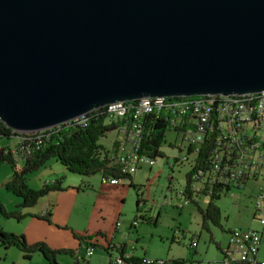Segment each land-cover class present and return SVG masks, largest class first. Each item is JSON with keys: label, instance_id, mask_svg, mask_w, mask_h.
<instances>
[{"label": "water", "instance_id": "95a60500", "mask_svg": "<svg viewBox=\"0 0 264 264\" xmlns=\"http://www.w3.org/2000/svg\"><path fill=\"white\" fill-rule=\"evenodd\" d=\"M264 90V0H0V119L40 130L107 102Z\"/></svg>", "mask_w": 264, "mask_h": 264}, {"label": "built area", "instance_id": "2783aa9c", "mask_svg": "<svg viewBox=\"0 0 264 264\" xmlns=\"http://www.w3.org/2000/svg\"><path fill=\"white\" fill-rule=\"evenodd\" d=\"M242 96V103H232L226 100L209 99L199 103H171L153 101L135 108H120L106 110V118L121 119V128L118 129L121 138L108 153L112 164L121 166L123 172L133 173L139 170L141 164L153 163L154 158L139 154L141 139L145 133V123L150 119H143V112H151V119L155 118L156 107H169L166 132L179 135L180 143L172 168L181 163H187L188 171L196 163V156L201 145L208 142L206 157L202 166L192 171V188L207 195L212 187L218 185H241L249 180H264V97H257L251 101L244 100V92L237 93ZM176 107L195 108V115L176 114ZM197 107L215 108V115L197 114ZM134 114L142 115L141 123L132 122ZM237 116H245L244 123H236ZM252 118H260L259 125H251ZM0 122H3L0 119ZM173 122H181V129H173ZM45 129V128H44ZM43 130V129H40ZM39 130L19 132L17 140L23 141L22 149H17V159L22 158L31 150L40 146L28 145V138H41ZM33 132V133H30ZM32 134V135H31ZM116 141V140H115ZM112 183L119 178L104 177ZM52 180H45L47 185ZM182 196V188L178 190ZM261 200L255 201L256 212L264 214V195ZM185 200V199H184ZM186 201V200H185ZM46 210L43 209V213ZM132 219L131 224H137L138 219ZM264 223V216L259 217ZM262 233L254 227L242 228L234 226L229 228V241L224 248L223 256L219 259L203 261L200 264H264V259L258 255ZM93 241L86 239L85 251L81 254L87 257L93 252ZM191 244H195L192 240ZM128 252L111 255L110 264H123ZM80 256V255H78ZM138 264H168L165 258H152L142 255Z\"/></svg>", "mask_w": 264, "mask_h": 264}, {"label": "rangeland", "instance_id": "374dc122", "mask_svg": "<svg viewBox=\"0 0 264 264\" xmlns=\"http://www.w3.org/2000/svg\"><path fill=\"white\" fill-rule=\"evenodd\" d=\"M109 120L119 121L117 118H109ZM119 133L118 128L108 131L99 138V142L110 151L116 146L115 140L118 141L121 138ZM8 140L11 141V146L17 143L15 137L10 139L3 137L0 138V145L6 144ZM179 143V135L167 131L160 147L162 155L155 157L153 163L141 164L140 169L132 173V181L134 180L133 182L138 185L139 189L132 188L133 192L127 196L122 210V215L125 216L122 219L124 226L118 234L119 237L124 238L128 247L135 245L137 251L142 253L145 251V254L153 255L145 256L152 258L169 260L173 257H180L184 259L183 264H200L203 261L219 259L223 255V249L229 241L227 233L229 227H254L262 231L264 237V223L259 221V217L264 214L254 213L256 211L255 201L261 200L260 194L264 195V180L230 185L229 189L223 190L221 195L215 199L221 208L222 226L213 224L211 221L208 222L207 228L202 226L197 205L191 201H185L178 193V190L185 185V175L189 165L181 163L173 168L170 167L174 164L175 158L181 155L177 151ZM14 154L17 153L14 152ZM51 163L62 166L55 158H51L39 170L25 175L27 183L33 188H39L42 186L43 178L61 176L55 172V167ZM42 171L46 172L45 175H42ZM68 173L78 178L82 177L75 172L68 171ZM11 174L10 165L2 161L0 163V183ZM194 193L198 203L205 206L210 195H205L198 189H195ZM137 197L140 198L139 202L136 201ZM0 200L2 205L8 209H19L20 206L16 204L21 202L22 197L1 185ZM262 203L264 204V201ZM30 206L33 205H28ZM135 214L138 216L136 217L138 224L129 228L127 223L133 219ZM5 219L15 220L16 217L4 216L0 212V222L5 223ZM192 240L195 244H191ZM217 243L221 248L217 246ZM259 247L261 254L264 255V239ZM2 248L0 246L1 250ZM103 252V249L96 248L91 264H107ZM20 261L22 262L19 264H29V260L22 255ZM0 264H9V261H3L0 258Z\"/></svg>", "mask_w": 264, "mask_h": 264}, {"label": "trees", "instance_id": "16d2710c", "mask_svg": "<svg viewBox=\"0 0 264 264\" xmlns=\"http://www.w3.org/2000/svg\"><path fill=\"white\" fill-rule=\"evenodd\" d=\"M188 97L171 96L167 101L172 102L178 99H185ZM131 101H127L130 103ZM126 104L115 103L108 106L99 107L88 111L84 117L74 118L68 122H62L61 124L45 128L43 130L36 131L41 138L28 139V145L40 146L37 149L31 150L25 154L22 158L17 159V154H14L13 148L22 149L23 141L16 140V144L12 146L0 145V163L6 162L12 169L10 180L5 183V188L18 196L22 197L20 206L32 205L36 202L38 197L45 191L55 189V182L51 185L44 183L39 189H33L27 184L26 177L29 172H35L40 167L45 165L46 161L51 158H55L64 168L70 172L78 173V175H96L99 174L102 177H114L127 179L129 185L136 189L138 185L132 182V173L123 172L121 166L118 164H112L108 159V153L110 152L107 147L99 142V138L104 136L108 131L114 129H120L121 119L119 121H110L107 117L106 110H117L123 108ZM155 118L151 119V112L145 113L143 119H150L148 123H145V133L142 136L139 154H144L149 157L161 156L160 147L165 140L166 124L169 114V108L163 107L161 110L156 109ZM134 118V115H133ZM142 118V117H141ZM106 119H108L106 121ZM174 129H181V125H177L174 122ZM33 133V132H30ZM20 135L18 131L12 130V128L6 126L4 122H0V138L10 139ZM32 135V134H31ZM208 142L201 145L200 151L196 156V163L186 173L185 185L182 188V197L187 201H191L197 205L202 219V226H208V222L222 226L220 222L221 208L215 202V199L221 195L223 190L229 189L228 184L214 185L211 191L208 193L209 199L205 206H201L195 198L194 189L192 188V171L203 165L204 158L206 157ZM176 159V158H175ZM17 160L22 161L21 166L17 165ZM170 167H172L170 165ZM139 202V198H137ZM0 212L4 216H14L20 218L25 213L20 212L16 208L6 209L0 200ZM136 215V214H135ZM134 215V217H135ZM229 230V228H227ZM86 237V238H85ZM91 235H81L79 238L86 241ZM0 245L7 247L9 245H15L19 248L24 256H30V253L34 250L39 251L49 264H59L56 258V252H69L73 254L72 264H88V258L75 254V249L70 247H50L45 241L39 240L33 243L27 242L22 233L17 234L13 231L4 230L0 227ZM93 245H97L93 243ZM220 244L217 243V246ZM120 254L124 253V245L118 244ZM221 248V247H220ZM108 249V247H106ZM224 251V249H223ZM125 261L138 263L140 257L130 254L125 257ZM168 264H183L184 259L180 257H173L166 260Z\"/></svg>", "mask_w": 264, "mask_h": 264}, {"label": "crops", "instance_id": "0c3cea01", "mask_svg": "<svg viewBox=\"0 0 264 264\" xmlns=\"http://www.w3.org/2000/svg\"><path fill=\"white\" fill-rule=\"evenodd\" d=\"M10 142L8 140L4 145L9 144L8 146H11ZM21 164L22 161H17L18 166H21ZM51 165L55 167V172L61 174V176H54L50 179L45 177L43 178L42 185L46 179H54L56 188L45 191L32 204V207H28V205L20 206V202H17L16 205L20 206L17 210L25 214L15 220L5 219V223L0 222V227L17 234L22 233L25 240L30 243L42 240L50 247L74 248L76 255H81L85 251L84 240L79 238V236L91 235L92 237H88L87 239L97 244L93 245V252L96 248L103 249V257L107 264H110L111 255L120 252L117 247L119 243H123L124 250L129 254L137 257L150 255L145 254V251L143 253L137 251L135 245L131 248L128 247L124 238L118 235L124 226L122 219L125 216L122 215V210L127 201V196L133 192L132 188H134L129 185L128 180L119 178L116 183H112L99 174L81 175L82 177L78 178L69 175L68 170L63 166H58L56 163H51ZM41 173L45 175L46 172L42 171ZM10 177L5 178L0 183V186L5 187V183L10 180ZM257 180H249L247 182ZM49 185L51 184L49 183ZM141 193L142 190L139 194L141 195ZM5 208L8 209L6 206ZM43 209L46 210L44 213ZM131 223L132 220L127 223L129 228L138 224ZM227 233L229 237V230H227ZM263 239L262 233L260 244L263 243ZM2 249H0V258L3 261H9V264H19V262H22L20 261L21 255L29 260V264H49L37 250L32 251L30 256H24L23 252L15 247V245H9ZM93 252L86 257L88 258V264L92 262ZM258 255L264 259L260 247L258 249ZM56 258L59 264H72L73 254L58 251L56 252ZM126 263L135 262L125 261L123 264Z\"/></svg>", "mask_w": 264, "mask_h": 264}, {"label": "bare ground", "instance_id": "6f19581e", "mask_svg": "<svg viewBox=\"0 0 264 264\" xmlns=\"http://www.w3.org/2000/svg\"><path fill=\"white\" fill-rule=\"evenodd\" d=\"M264 97V90H260L257 92H244V100L246 101H251L253 99H257V97ZM171 97V95H163V96H146V97H139L137 99L134 100H127V101H131L130 103H127L126 100H117L114 102H107L105 103L103 106H108V105H112L115 103H121V104H126L124 107L125 108H135L137 106H139V104L144 105L146 103L149 102H153V101H159V102H169L167 101L168 98ZM182 97H188L185 99H178V100H174L171 103H199V102H206L209 101V99H216V100H226V101H231L232 103H242V96L240 94L234 93H228V94H220V93H207V94H199V95H192V96H182ZM102 106V107H103ZM163 107H156V109L161 110ZM169 108V107H167ZM145 113L147 112H143V115H145ZM86 114V113H85ZM85 114H82L81 116H76L74 118H79V117H84ZM176 114H185V115H195V108H186V107H176ZM197 114L200 115H215V108H201V107H197ZM157 115V114H156ZM142 115L140 114H134V118H132V122H140L141 123V118ZM168 117V115H167ZM72 118V119H74ZM70 119V120H72ZM114 119V118H112ZM68 120V121H70ZM66 121V122H68ZM151 122V120H150ZM245 122V116H237V122L236 123H244ZM65 123V121H64ZM260 123V118H252V123L251 125H259ZM61 124V123H60ZM175 124L177 125H181V122H175ZM58 125V124H57ZM49 128V127H47ZM121 128V127H120ZM173 129H174V122H173ZM29 139V138H28ZM33 139V138H30ZM17 149L21 150L19 148H16V150L13 148V151L15 153H17Z\"/></svg>", "mask_w": 264, "mask_h": 264}]
</instances>
